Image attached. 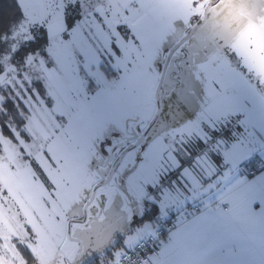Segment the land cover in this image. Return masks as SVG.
Wrapping results in <instances>:
<instances>
[{
    "label": "rangeland",
    "instance_id": "374dc122",
    "mask_svg": "<svg viewBox=\"0 0 264 264\" xmlns=\"http://www.w3.org/2000/svg\"><path fill=\"white\" fill-rule=\"evenodd\" d=\"M16 1L23 25L45 30L51 63L38 60L45 93L22 99L28 112L16 142L0 137V238L8 249L9 239L18 237L26 245L27 264H63L64 257L73 259L90 242L91 218L107 216L100 208L113 213L122 206L129 213L158 205L165 210L183 192L181 177L200 182L209 178L202 175V162L216 158L214 142L229 139L228 130L240 120L231 115L240 111V99L221 94L222 103L211 112L202 96L207 88L200 85L193 91V78L207 84L212 77L215 85L226 82L228 91H235L255 72L264 61V12L259 17L249 12L253 4L264 8V0H119L118 7L91 0ZM208 6L204 41L193 36L168 63L159 94L161 119L137 147L123 154L109 182L93 192L154 119L155 90L167 50L184 37L186 28L188 33L202 22ZM222 24L227 35L211 38L224 30L218 29ZM118 25L127 37L117 31ZM245 26L256 41L254 56L233 46V37ZM184 51L189 54L185 61ZM179 69L178 89L168 77L179 76ZM12 76L18 81L16 71ZM6 78L0 76V83L14 88ZM17 87L23 90L19 83ZM169 87L172 96L166 94ZM86 199L87 209L84 213V205L81 212L87 220L67 221ZM10 255L19 258L14 250Z\"/></svg>",
    "mask_w": 264,
    "mask_h": 264
},
{
    "label": "crops",
    "instance_id": "0c3cea01",
    "mask_svg": "<svg viewBox=\"0 0 264 264\" xmlns=\"http://www.w3.org/2000/svg\"><path fill=\"white\" fill-rule=\"evenodd\" d=\"M222 27L223 24L218 29L224 30L211 38L217 34L220 38L225 37L227 28ZM247 77L235 91H228L226 82L215 85L212 77L206 79L207 84L193 78V85L198 88L199 84L207 85L205 99L211 112L218 108L217 102L222 103L221 94H234L240 99V111L237 110L241 114L236 110L231 112L240 120L226 129L231 132L229 139L218 143L219 146L217 141L214 142L216 158L202 162V175L209 176L205 181L201 178L204 184L198 178L181 177L179 185L183 192L178 199L170 202V206L166 205L165 210L164 206L157 205L155 213L147 219H143L150 210L147 205L132 208L129 213L123 212L122 206H116L118 210L113 213V209L100 208L107 216L103 220L91 218L93 232L89 234L91 240L84 246V252L79 257L76 252L73 259L64 257L63 264H85L109 249L113 251L108 260L116 259L119 253L131 250L143 238L153 236L157 219L175 214L181 216L195 203L203 205L202 211L188 221L178 219L155 264H264V61L256 64L255 72ZM224 103L229 104L226 99ZM235 107L238 108V104ZM87 200L77 208L76 215L67 217V221L72 218L87 220L81 212ZM93 213L97 214V211Z\"/></svg>",
    "mask_w": 264,
    "mask_h": 264
},
{
    "label": "trees",
    "instance_id": "16d2710c",
    "mask_svg": "<svg viewBox=\"0 0 264 264\" xmlns=\"http://www.w3.org/2000/svg\"><path fill=\"white\" fill-rule=\"evenodd\" d=\"M97 1L91 0V2L96 5L108 7L111 4L113 5V3L116 7L121 5L119 0ZM22 16L23 14L19 10L16 0H0V76L7 74L6 79L12 80L14 83V88L7 84L0 83V137L4 139L7 138L12 142H16V134H20L23 131L26 123L28 111L22 99L25 100L27 96L33 99L35 93L43 97L44 95L42 96L41 94L45 93L42 85V75L37 71L38 60L43 62L45 66H49L51 63L47 52L48 45L45 30L42 27H29L28 25V27H25L23 25L24 21ZM203 26H205V24ZM116 29L123 38L126 36L119 25ZM21 30L24 31V33L20 35L19 33ZM186 32L187 28L181 35L186 34ZM3 62L6 63L9 69L8 71H5L6 68ZM104 66L105 64H101L100 69L104 68ZM32 67L34 68L33 71L31 70ZM15 71L17 72L18 81L9 79L13 77L12 75ZM129 72L130 71H128V73ZM90 82L91 81H89L87 85L88 87L92 84ZM18 83L23 90H20V88L18 89ZM200 85L207 87L206 84H199V87ZM181 86L182 84L178 85V89L181 88ZM195 87L196 85H192L193 91H195ZM14 89L18 90V92ZM198 93L202 95L200 91ZM20 95L21 97H19ZM196 96L199 99V96ZM202 96L205 98L206 95L204 94ZM204 100L206 101V99ZM162 108L164 109V107L160 105V112ZM188 117L193 119L192 115ZM159 118L160 114L158 116V119ZM157 123L156 121L154 126ZM207 140L210 141V138ZM209 143L210 142H207L208 145ZM155 210V206L150 207V210L145 214L143 219L150 218L151 215L155 213ZM112 251V249H109L107 253H103L101 256L105 259H110ZM101 256L93 257L85 264H98L101 262Z\"/></svg>",
    "mask_w": 264,
    "mask_h": 264
},
{
    "label": "built area",
    "instance_id": "2783aa9c",
    "mask_svg": "<svg viewBox=\"0 0 264 264\" xmlns=\"http://www.w3.org/2000/svg\"><path fill=\"white\" fill-rule=\"evenodd\" d=\"M203 209V205L195 203L186 208L179 216L171 215L169 218H160L155 223V233L153 236L143 238L131 250L118 254L117 258L107 260L100 257L102 264H155V261L161 257L164 241L168 238L178 219L188 221L190 218L198 215Z\"/></svg>",
    "mask_w": 264,
    "mask_h": 264
},
{
    "label": "water",
    "instance_id": "95a60500",
    "mask_svg": "<svg viewBox=\"0 0 264 264\" xmlns=\"http://www.w3.org/2000/svg\"><path fill=\"white\" fill-rule=\"evenodd\" d=\"M220 0H216L214 3L216 4V3H218ZM213 3V4H214ZM211 6H208L206 9H205V13H204V17H203V20H202V22H201V24H203L205 21H206V19H207V12H208V10H209V8H210ZM196 28L197 27H194V28H192L191 30H190V32H189V34L183 39V40H180L179 42H177L170 50H169V52L167 53V55H166V58H165V61H164V64H163V67H162V70H161V73H160V78H159V81H158V84H157V87H156V90H155V100H156V115H155V117H154V119L152 120V122L149 124V126L147 127V129L145 130V132L140 136V138L137 140V142L133 145V146H131L129 149H133V148H135V147H137L139 144H140V142L143 140V138L148 134V132L150 131V129L152 128V126H153V124L156 122V120H157V118H158V116H159V114H160V103H159V94H160V91H161V88H162V85H163V81H164V78H165V74H166V70H167V65H168V61H169V59H170V56H171V54L184 42V41H186L188 38H190V36L192 35V33L194 32V30H196ZM128 151V149H126L125 151H123L122 153H120V156H119V158H118V160L115 162V164H114V166L111 168V172L109 173V176H107V178L104 180V182H102V184H100L101 186L102 185H105V184H107L108 182H109V180H110V177H111V175H112V173H113V171L115 170V168H116V166H117V164L120 162V160H121V157L123 156V154L124 153H126ZM97 187H99V185H97V186H94L93 187V189H92V191L94 192L96 189H97ZM93 199V197H91V200ZM91 200H90V202H91ZM87 205L88 204H85V206H84V213H85V211H86V208H87ZM85 215V214H84ZM84 219H85V217H84ZM69 226H70V223L68 224V228H69ZM68 231H69V229H68ZM68 236H69V234H68ZM81 252L82 251H80V253L78 254V257L81 255Z\"/></svg>",
    "mask_w": 264,
    "mask_h": 264
},
{
    "label": "snow or ice",
    "instance_id": "6c2138e0",
    "mask_svg": "<svg viewBox=\"0 0 264 264\" xmlns=\"http://www.w3.org/2000/svg\"><path fill=\"white\" fill-rule=\"evenodd\" d=\"M264 12V8L253 4L249 15L259 17V13ZM233 46L244 50L249 56H254L256 53V41L248 34L247 27L240 28L233 37ZM14 255V254H13ZM0 264H5V258L0 256Z\"/></svg>",
    "mask_w": 264,
    "mask_h": 264
},
{
    "label": "clouds",
    "instance_id": "9594fccd",
    "mask_svg": "<svg viewBox=\"0 0 264 264\" xmlns=\"http://www.w3.org/2000/svg\"><path fill=\"white\" fill-rule=\"evenodd\" d=\"M4 203L7 204L9 201L5 200ZM4 243L5 242L3 238H0V253H3L4 256L9 257L12 260V264H20L21 260L24 261V264H27V258L24 256V252L22 251V248L26 247V245L21 244L18 237L13 236L9 239L8 244L10 245V248L8 249L4 248ZM12 250L19 254V258L10 255Z\"/></svg>",
    "mask_w": 264,
    "mask_h": 264
},
{
    "label": "flooded vegetation",
    "instance_id": "af4514ba",
    "mask_svg": "<svg viewBox=\"0 0 264 264\" xmlns=\"http://www.w3.org/2000/svg\"><path fill=\"white\" fill-rule=\"evenodd\" d=\"M217 4V3H216ZM207 19H208V13H207ZM207 19H206V21H207ZM206 21L203 23V24H198V25H195V26H193L192 28H194V27H197L196 28V30H194V32L192 33V35L190 36V38H188L186 41H184L172 54H171V56H170V59H171V57H172V55L180 48V47H182L186 42H188V41H190L191 40V38L194 36L195 37V35L196 36H198V37H200L201 36V34L203 33V31H202V27H203V25L206 23ZM191 28V29H192ZM190 29V30H191ZM189 32L190 31H188V33H186V34H184L183 36V38L181 39V40H183L188 34H189ZM193 37V38H194ZM180 41V40H179ZM178 41V42H179ZM177 43V42H176ZM175 43V44H176ZM174 44V45H175ZM173 45V46H174ZM172 46V47H173ZM168 52H169V50H168ZM184 56H183V58H182V60L183 61H185L187 58H188V56H189V54L186 52V51H184V54H183ZM170 59H169V61H170ZM169 61H168V63H169ZM175 64H177V63H180L179 61H176V62H174ZM168 66V65H167ZM181 74H182V71H181V69H179V72L176 74V75H179V76H175L174 74H170L169 75V77L168 78H170V79H172V80H174L177 84V86L178 85H180V84H182V81L180 80V76H181ZM165 76H166V74H165ZM179 77V78H178ZM164 80H165V78H164ZM163 83H164V81H163ZM174 88V87H173ZM166 94L168 95V96H172V88L171 87H169V89H168V91L166 92ZM158 119V118H157ZM157 121V120H156ZM155 124V123H154ZM153 124V125H154ZM153 127V126H152ZM127 149H129V148H127Z\"/></svg>",
    "mask_w": 264,
    "mask_h": 264
},
{
    "label": "bare ground",
    "instance_id": "6f19581e",
    "mask_svg": "<svg viewBox=\"0 0 264 264\" xmlns=\"http://www.w3.org/2000/svg\"><path fill=\"white\" fill-rule=\"evenodd\" d=\"M108 260V259H107Z\"/></svg>",
    "mask_w": 264,
    "mask_h": 264
}]
</instances>
